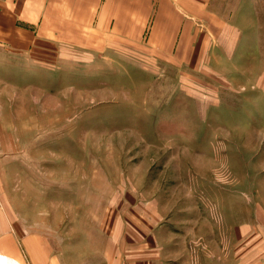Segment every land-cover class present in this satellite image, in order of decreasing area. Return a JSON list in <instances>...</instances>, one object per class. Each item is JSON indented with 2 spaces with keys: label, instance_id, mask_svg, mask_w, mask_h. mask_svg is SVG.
<instances>
[{
  "label": "rangeland",
  "instance_id": "374dc122",
  "mask_svg": "<svg viewBox=\"0 0 264 264\" xmlns=\"http://www.w3.org/2000/svg\"><path fill=\"white\" fill-rule=\"evenodd\" d=\"M247 4L216 2L233 32L191 68L0 45V234L25 264L27 241L58 264H264V0Z\"/></svg>",
  "mask_w": 264,
  "mask_h": 264
},
{
  "label": "crops",
  "instance_id": "0c3cea01",
  "mask_svg": "<svg viewBox=\"0 0 264 264\" xmlns=\"http://www.w3.org/2000/svg\"><path fill=\"white\" fill-rule=\"evenodd\" d=\"M217 1L0 0V45L17 51L30 49L35 41L74 48L102 46L196 67L216 41L233 32L234 24L214 10ZM257 1L247 0L248 15L257 12ZM234 34L238 37V28ZM37 243L38 257L31 243H25L29 264H58L49 259L46 246ZM18 246L4 230L0 264H25Z\"/></svg>",
  "mask_w": 264,
  "mask_h": 264
}]
</instances>
